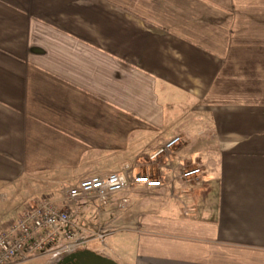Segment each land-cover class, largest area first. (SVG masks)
Wrapping results in <instances>:
<instances>
[{"label":"crops","instance_id":"1","mask_svg":"<svg viewBox=\"0 0 264 264\" xmlns=\"http://www.w3.org/2000/svg\"><path fill=\"white\" fill-rule=\"evenodd\" d=\"M175 136L162 187L63 201ZM42 198L120 264H264V0H0V232Z\"/></svg>","mask_w":264,"mask_h":264},{"label":"built area","instance_id":"2","mask_svg":"<svg viewBox=\"0 0 264 264\" xmlns=\"http://www.w3.org/2000/svg\"><path fill=\"white\" fill-rule=\"evenodd\" d=\"M182 143L181 136H175L159 149L151 160L163 156L169 157ZM202 173V169L195 165L191 168L183 167L181 178L187 181L196 180L202 176ZM163 185L162 179L151 173L123 170L107 177L86 179L76 186L65 188L63 201L66 205H70L83 199H93L101 205H106L115 194L130 192L135 186L157 189ZM124 201L126 202L127 199ZM53 202L47 198L40 199L25 210L12 225L0 232V264L21 263L42 256L48 245H57L53 233L60 228L64 229L66 240L71 243L55 249L54 256L76 252L83 248L86 241L74 239V227L68 210L54 207ZM43 233H47V236L42 237ZM103 238V234L95 235V239Z\"/></svg>","mask_w":264,"mask_h":264},{"label":"rangeland","instance_id":"3","mask_svg":"<svg viewBox=\"0 0 264 264\" xmlns=\"http://www.w3.org/2000/svg\"><path fill=\"white\" fill-rule=\"evenodd\" d=\"M146 160H147V162H150L149 159H148V157H146L145 159H143L142 160V162H143L142 164H144V166H143L142 170H140L138 172H142V173H146V174L151 173L154 176H158V175H155V170L158 167L157 166L158 163H156V161H154L153 165H151V164H147L146 163ZM145 163L147 165H145ZM52 204L54 205V207L60 209L59 203L57 201L56 202H53ZM93 238H95V236ZM93 238L92 237H87L88 240H85L86 243L83 245V248L80 249V250H86V249L87 250H91V251H93V252H95L97 254H100V255H103V256H106V257H109L108 255H110L112 257V259H114L115 261H117L118 263H120L119 260L116 258V256L114 254H111L109 252L107 253L105 250H103L101 248L98 249L96 246L92 245V243H90L89 241H91V239H93ZM65 239L66 238L64 237V242H62L61 244H57L56 246L55 245H52L53 251L55 249H57V248H60V247H62L64 245H66V244H70L71 243L68 240L65 242ZM132 243L133 242H129L125 246L126 251H124V254H127V256H130L133 253L132 249H133V246L134 245ZM54 252H56V251H54ZM54 252H50L49 255H45L44 254L42 256H39L38 258L31 259V260H28V261H25V262H21V263H15V264H44V261L41 260L40 257L41 258H44V260L46 261L45 264H56L57 260L62 257V254L61 255L59 254L57 256H54L53 255ZM63 254H66V253H63ZM67 254H69V253H67ZM120 255H122V253H120ZM111 257H109V258H111Z\"/></svg>","mask_w":264,"mask_h":264},{"label":"water","instance_id":"4","mask_svg":"<svg viewBox=\"0 0 264 264\" xmlns=\"http://www.w3.org/2000/svg\"><path fill=\"white\" fill-rule=\"evenodd\" d=\"M62 264H120L112 258L97 254L91 250H81L69 254L60 262Z\"/></svg>","mask_w":264,"mask_h":264},{"label":"flooded vegetation","instance_id":"5","mask_svg":"<svg viewBox=\"0 0 264 264\" xmlns=\"http://www.w3.org/2000/svg\"><path fill=\"white\" fill-rule=\"evenodd\" d=\"M71 253H74V252H71ZM69 253V254H71ZM69 254H65V255H62V257L60 259L57 260L56 264H62L60 263L62 261V259H64L66 256H68Z\"/></svg>","mask_w":264,"mask_h":264}]
</instances>
